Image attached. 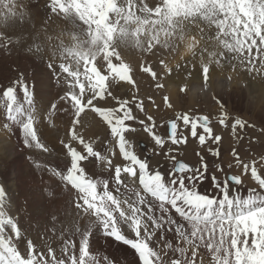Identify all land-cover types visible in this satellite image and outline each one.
<instances>
[{"label": "snow or ice", "instance_id": "1", "mask_svg": "<svg viewBox=\"0 0 264 264\" xmlns=\"http://www.w3.org/2000/svg\"><path fill=\"white\" fill-rule=\"evenodd\" d=\"M38 4L0 0V49L25 51L44 66L31 81L21 73L0 87V133L15 135L34 170L48 174L40 199L62 204L38 210L51 226L32 237L0 184V264H264V153L244 158L232 149L226 171L210 147L223 139L211 114L176 112L162 135L136 94L137 77L158 90L165 80L179 93L191 91V81L206 90L214 67L264 82V0H46L51 15L40 28ZM129 50L140 53L138 63ZM169 54H180L174 66ZM124 85L127 98L113 90ZM162 104L175 111L170 96ZM88 113L103 138L81 133ZM218 124L246 126L227 111ZM140 130L147 154L129 138ZM189 137L207 148L195 162L176 154ZM246 179L254 186L241 193ZM205 181L211 191L201 190ZM101 239L124 246L123 254H101Z\"/></svg>", "mask_w": 264, "mask_h": 264}, {"label": "rangeland", "instance_id": "2", "mask_svg": "<svg viewBox=\"0 0 264 264\" xmlns=\"http://www.w3.org/2000/svg\"><path fill=\"white\" fill-rule=\"evenodd\" d=\"M48 15H51V13L48 12L46 8V0H39V4L37 5L36 8L33 9V22L37 25L38 28H40L41 21H43L44 17L45 16L47 17ZM53 19L55 20L56 23H59V20H56L55 17ZM52 27H55V24H53ZM49 31H51V29H49ZM158 58L159 57L157 58L152 57V59H150V62L153 65H155ZM43 67H44L43 64H41L39 61H36L29 53L25 51L12 50L11 53H8L0 49V87L7 86L11 80H13L16 76L20 75L21 73L24 75L26 79L31 81L35 74H39L43 70ZM224 70L225 71L223 72L222 69L218 67H214L211 71L213 75L212 77L218 83L227 82L226 85L228 83H229L228 85H230L231 83V87H233V89H229V90L222 89L221 90V87H220V90H221L220 92H217V90H216V93L211 92L212 95L211 94L208 95L207 99L204 97L203 94L197 99H192L190 94L179 93L177 88H176L175 93L170 95L165 91V89H159V90L156 89L154 84H151L150 86V81L146 77L143 79H141L140 77H137V80L139 82V89H138V92H136V94L138 95L140 99L144 101L145 106L149 108L154 118L158 116L162 117L161 120H158V121L156 120L158 125H160L157 131L162 135L164 134V128L166 124L170 120L175 118L176 112L187 111L190 113H194L196 115L211 114L210 119L212 122V126L214 128V131L217 134L221 135L223 139H222V143H220L219 145L213 144V145H210V147L219 148L220 157L218 158V162H223L225 170L227 171V163L231 162V150L232 149H236L240 153V155L244 158H247L248 156L258 157L261 153H264V110H260L256 108L255 102H254L255 100H253L251 96H249L251 95L250 93H252L250 90L254 89V87L251 86V84L254 85V83H258V82L259 83L261 82L262 84H264V82L259 81V80L251 81V80H248L246 76L238 75L236 72H232L230 69H224ZM228 75H231L233 77L231 81L236 80L238 82L237 83H232L231 81L229 82L226 79ZM176 79H178V77ZM162 82L164 83V81ZM245 82L248 83V87L244 86ZM120 84H123V82H120ZM252 87L253 89H251ZM113 90L117 91L118 94L124 95L125 98L132 95V91H129V86L127 85H124L122 88L118 86H114ZM164 95L171 96L170 97L171 101L175 104V111L168 109L166 106L162 104V97ZM148 96H151L155 100L156 105H160V107L157 108L153 106L151 101L148 100ZM213 97H215V99H213ZM217 101H219V104H217ZM220 105H223L222 111L228 112L232 122H234L235 119H240L246 122V126L243 128H237L235 132H233L231 125H229L228 127L223 126L222 129L217 128L216 126L219 125L218 124L219 112H216L215 109L220 108ZM261 106L264 107V105H261ZM158 113H160L161 115H158ZM58 123H60V121ZM60 130H63V125H61ZM180 130L183 131V129H180ZM80 131L87 138H90L93 140L96 139L97 135H99L101 138H103V136L105 135L104 127L99 123V118L94 117V114L92 113H88L87 115L82 116V126L80 127ZM60 133H61V136H63L64 134L63 131H60L59 134ZM2 135H5V134L0 133L1 150H3V145H4L3 144L4 142L2 143L1 141V138L3 137ZM131 135H132L131 140H133L132 142L134 144L139 145L137 150L143 151L147 154L151 148V144L145 142V135L142 133V130L135 133L134 134L135 136H133V134ZM131 135L129 138H131ZM231 136L234 137L233 139H235L236 136H238L236 138L238 140V143H236V145L234 143H231L232 142L230 140ZM225 139L229 140L230 142L225 144V141H226ZM188 141H189L188 143L191 146V149L189 150L185 149L186 144L183 146H180V145L175 146L178 149V152L176 153L178 155V158L184 159L185 162H195L199 159V157L196 155L197 152H200L202 155L207 154V148L200 146L198 141L195 138L189 137ZM8 142L10 141L8 140L7 143ZM237 146L239 147L237 148ZM9 148L10 147H8L7 149ZM16 149L19 150V152L22 153V155L20 156V159L15 163L14 167H11V170L15 168V172H14L15 175L20 174L21 171L23 172L24 170V172L28 173V174L25 173L26 174L25 179L29 182H32L33 180V177L31 176V174L33 173L34 175V193L32 194L30 190L28 191L25 190L26 194H25V191H22L20 193L22 194L21 195L22 198L20 196V204L23 203L22 207H24L23 209L26 210V208H30V206H27V205L33 204L34 197L35 199L38 200V203L41 202V200L39 199V188L44 187V181H46V179H49V177H48V174L45 172L34 170L28 158V155L25 154L24 151L20 148L16 147ZM33 155L35 159H37L38 162H41V163L49 162L50 158L48 157L47 154L34 152ZM18 162L21 165H17ZM19 166H21V168L25 166V168H23V170L17 169ZM165 166H166V161H164L163 159H160V167L163 168ZM11 170L9 168L7 169L8 172H5L6 173L5 176L8 179V183L12 182L11 178H13L12 176L14 175L12 174L13 172ZM2 171L4 170L2 169L1 164H0V179L4 178L2 176ZM211 172H212V169L210 168V173ZM229 174H232V173H229ZM217 175L219 176V173H217ZM47 182L48 184L50 183L49 180ZM206 182L207 181L204 182V188L209 187L210 189L209 191H211L210 185L208 186L209 183L208 182L206 183ZM253 186H254V182L246 179L244 182V185L240 187V191L241 193H246L247 189ZM23 196L24 197L26 196V197L24 198ZM31 211L34 213L36 212V210H31ZM53 211L54 209H52V212ZM32 212L30 213V217L32 216ZM34 216L35 214H33V217ZM38 218H40V212H39ZM28 225H29V222H28ZM26 230L28 231V229ZM27 233H29V231Z\"/></svg>", "mask_w": 264, "mask_h": 264}, {"label": "bare ground", "instance_id": "3", "mask_svg": "<svg viewBox=\"0 0 264 264\" xmlns=\"http://www.w3.org/2000/svg\"><path fill=\"white\" fill-rule=\"evenodd\" d=\"M39 7V6H38ZM38 13V12H37ZM46 14V12H45ZM46 17V16H45ZM44 17V19H45ZM37 22V21H36ZM182 54V53H181ZM126 55V58L133 61V62H136L137 63L139 62V59H140V53L138 52H134V51H127L125 53ZM179 56L180 54H177L175 56V58H173L170 54L166 57L169 61V64L171 66L175 65L178 61H179ZM154 58V57H153ZM157 58V57H156ZM152 59V58H151ZM223 70V72L225 71L224 69H229L227 67L225 68H220ZM219 70V69H218ZM231 72V71H230ZM184 73H181L180 76H183ZM236 75V74H235ZM212 73H211V79L209 81V84H208V88L206 90H199L200 89V81H191V84L194 85L193 89L191 91H188V94L191 95V98L192 99H197L199 98L202 94L204 95V97L207 99L208 98V95L211 94V92H214L216 93V90L217 92H220L222 89H233V87H231V83L230 85H226L227 82L225 83H218L216 82L213 77H212ZM218 79V78H217ZM248 81V80H247ZM180 82V78L178 77L177 79V83ZM232 83H237L238 81L234 80V81H231ZM164 83L166 84V87L164 88L165 91L172 95L175 93L176 91V87H169L167 86V81L165 80ZM236 85V84H235ZM251 86L253 87L251 89L253 90H250L252 93H250L251 95V98L253 100H255V107L260 109V110H264V107H262L261 105H264V84H262L261 82L259 83H254V85L251 84ZM141 87V86H140ZM220 87H221V90H220ZM237 87V86H236ZM250 87V86H249ZM238 89V88H237ZM236 89V90H237ZM238 91V90H237ZM235 92V91H234ZM212 95V94H211ZM180 96V95H179ZM171 97V96H170ZM173 97V96H172ZM182 97V96H181ZM179 100V98H178ZM177 100V101H178ZM251 100V99H249ZM260 105V106H259ZM247 109V108H246ZM216 112H220L222 111L221 108H216L215 109ZM161 112V111H160ZM166 113V112H165ZM169 113V112H168ZM163 114V113H162ZM157 115V114H156ZM158 115H161L160 113H158ZM165 115V114H164ZM157 121L158 120H161L162 117L161 116H158L155 118ZM59 122V120H57V123ZM60 124V123H58ZM217 128L219 129H222L223 126L221 125H217L216 126ZM251 129V128H249ZM254 129V128H253ZM252 129V130H253ZM248 130V129H247ZM60 131H63V130H60ZM252 132V131H251ZM254 132V131H253ZM247 133V132H246ZM61 135V133H60ZM3 137L1 138V141L2 143L4 144L3 145V150H1L0 148V164H1V167L4 171H2V176L4 178H1L0 179V184H4L7 189H8V192H9V197H10V201L12 202V206H11V212L13 214L16 215V217L18 219L21 220L22 224H23V227L24 229H28L29 233L31 234L32 237H35L37 232H43L44 228H45V225L47 224L48 227L51 226L50 222H47L45 220H43L42 218H38L39 217V211L38 210H47V212H52V209H54L53 212H55L57 210L58 207H60V205L62 204V201L56 203V204H50L48 203L46 200H41L40 197L39 199L41 200V202L38 203V200L35 199L34 197V202L33 204L31 205H27V206H30V208H26V210H24L22 207V204H20V196L22 194H20L22 191H25V190H30L32 192V194L34 193V175L33 173L31 174V176L33 177V180L32 182H29L25 179V175L28 174L27 172H24L23 168H25V166L23 168H21V166H19L17 169H21L23 170V172L21 171L20 174H17L15 175L14 172H15V168L11 170V167H14L15 163L20 159V156L22 155V153L19 152V150L16 149V145L18 143V140H17V137L15 135H12L11 137H7V135H2ZM133 136H135L133 134ZM138 136V135H137ZM238 136H236L237 138ZM234 137L231 136L230 137V140L232 141L231 143H234L236 145V143H238V140L235 138L233 139ZM261 138V137H260ZM10 142L7 143L8 140ZM132 139V135H131V138ZM138 139V138H137ZM226 140V139H225ZM133 141V140H132ZM135 142V141H134ZM189 142V141H188ZM228 142H230L229 140H226L225 141V144H227ZM230 143V144H231ZM1 146V144H0ZM8 147H10L9 149H7ZM51 147V146H50ZM239 146H237L238 148ZM185 149L189 150L191 149V146L189 143H187L185 145ZM55 151V149H54ZM42 156V155H41ZM43 157V156H42ZM62 158V157H61ZM17 165H21L19 164V162L17 163ZM16 167V166H15ZM13 172L12 174H14L11 178L12 182L8 183V179L6 178V173L5 172H8L7 169H9ZM26 173V174H25ZM29 176V175H27ZM26 176V177H27ZM47 177V175H46ZM49 177V176H48ZM30 178V177H29ZM30 180V179H29ZM49 179H46V181H44V186H46L48 184V181ZM207 183V182H206ZM209 186V184H208ZM28 187V188H27ZM202 191L203 190H210L209 187H206V188H202L201 189ZM29 191V193H30ZM25 194H26V191H25ZM24 197V196H23ZM26 197V196H25ZM24 197V198H25ZM22 198V196H21ZM26 207V206H25ZM17 208L19 209V211H17ZM31 210H36V212H32ZM29 212V213H28ZM32 212V216L30 217V213ZM33 214H35V216L33 217ZM30 217V218H29ZM29 218V219H28ZM28 222H29V225H28ZM34 223V224H32ZM27 231V232H28ZM123 247L124 246H121L119 245L117 242H112L111 246H108L106 244V242L101 239L99 241V243L97 245H95V248L99 249L100 253L101 254H104L105 252L107 253H113L116 249H120L121 251V255L123 254ZM128 259H131V256L128 257Z\"/></svg>", "mask_w": 264, "mask_h": 264}]
</instances>
